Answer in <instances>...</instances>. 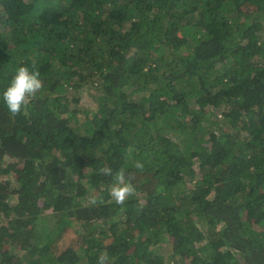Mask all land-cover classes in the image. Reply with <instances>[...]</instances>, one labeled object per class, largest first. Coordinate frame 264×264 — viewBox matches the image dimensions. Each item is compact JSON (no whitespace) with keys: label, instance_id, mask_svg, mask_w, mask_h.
<instances>
[{"label":"trees","instance_id":"1","mask_svg":"<svg viewBox=\"0 0 264 264\" xmlns=\"http://www.w3.org/2000/svg\"><path fill=\"white\" fill-rule=\"evenodd\" d=\"M0 195V264H264V0H0Z\"/></svg>","mask_w":264,"mask_h":264},{"label":"clouds","instance_id":"2","mask_svg":"<svg viewBox=\"0 0 264 264\" xmlns=\"http://www.w3.org/2000/svg\"><path fill=\"white\" fill-rule=\"evenodd\" d=\"M43 88V82L40 79V73L33 65L30 70L27 66H20L15 70L9 86L3 92V100L8 111L12 116L21 114L22 110L29 104L32 98ZM136 169H143L144 164L141 161L134 163ZM99 174L112 177L114 183L109 190V196L116 204L122 205L126 200L135 195V187L126 175L124 169L114 173L110 166L100 168ZM91 204L105 203L103 196L94 195L90 201ZM97 264H113V258L107 251L101 252L97 257Z\"/></svg>","mask_w":264,"mask_h":264},{"label":"rangeland","instance_id":"3","mask_svg":"<svg viewBox=\"0 0 264 264\" xmlns=\"http://www.w3.org/2000/svg\"><path fill=\"white\" fill-rule=\"evenodd\" d=\"M9 205H10L9 197L7 195H0V206L5 208V207H8Z\"/></svg>","mask_w":264,"mask_h":264}]
</instances>
